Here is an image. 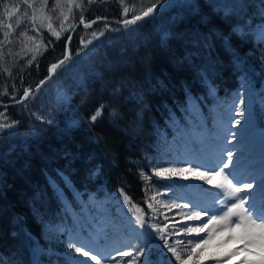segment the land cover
<instances>
[{"label":"trees","instance_id":"1","mask_svg":"<svg viewBox=\"0 0 264 264\" xmlns=\"http://www.w3.org/2000/svg\"><path fill=\"white\" fill-rule=\"evenodd\" d=\"M18 2L22 9L19 17L9 18L15 31L10 37L14 42L7 47L13 55L22 47L16 36L25 30L37 41L42 38L45 45L51 39L52 46L30 67L18 57V65L12 66V57L5 56L12 76L0 72V93L5 87L9 93L0 95V102L13 101V94L15 99L21 98L25 89L45 79L50 64L62 58L69 34L57 40L46 28L34 33L23 15L27 10L30 16L31 10ZM53 2L48 0L45 13L55 22L59 10L51 11ZM40 3L35 0L34 7L38 9ZM84 3L85 21L106 17L111 27L120 31L105 32L88 46L87 55L81 52L77 56L82 47L78 36L103 28L104 20L86 30L78 25L67 45L73 55L68 70L61 74L58 69L34 101L31 97L25 101L27 107L16 103L0 107L9 121H18L14 128L0 132V255L10 264H72L71 259L79 254L69 243L80 246L76 234L88 232L93 226L91 219L103 214L113 222L106 227L109 234L124 233L130 223L123 221L111 204L105 208L106 198L116 195L123 200L119 192L123 189L146 212L145 181L139 173L151 175L153 167L172 162L184 137L192 136L190 127L196 119L190 115L188 101L210 123L213 106L226 114V103L236 101L241 77L254 71L264 73V39L257 34L264 24L260 16L264 0H245L250 6L242 19L225 18L223 10L213 7L235 0H173L127 30L116 23L123 19L119 0ZM4 4L14 5V1L0 0V20L8 23ZM73 11L77 23L79 9ZM18 18L21 22L16 28ZM245 22L251 31H233ZM2 32L0 27V39ZM101 106L102 115L92 122L90 117ZM113 112L119 114L118 119L112 118ZM72 122L77 126L69 127ZM257 124L264 126V118L259 117ZM151 183L161 191H165L161 186L168 184L159 177H153ZM172 191L173 187L164 198L172 199ZM122 208L131 218L128 206ZM160 212L163 215L157 213L149 220L167 224L166 232L173 224L177 229L184 224L174 209L162 208ZM186 235L177 231L169 243ZM123 237L127 245L123 250L139 245L136 236ZM154 243L162 242L157 239ZM156 253L161 252L153 250L151 258ZM211 256L215 254L208 250L192 249L188 264H208L203 259ZM130 260L127 257L126 261Z\"/></svg>","mask_w":264,"mask_h":264},{"label":"snow or ice","instance_id":"2","mask_svg":"<svg viewBox=\"0 0 264 264\" xmlns=\"http://www.w3.org/2000/svg\"><path fill=\"white\" fill-rule=\"evenodd\" d=\"M88 4L95 3L96 0H87ZM122 6L121 16L122 20L116 21L117 24L123 26L125 30L129 28L130 25H134L137 21L143 20L146 17H149L156 13L157 6L160 0H156L155 3H151L148 6L142 5L138 10L135 5L131 8L124 3V0H119ZM21 3L25 6L26 9L31 10V15H28L26 10L23 15L28 18L30 25V30L39 34L41 29L46 28L51 36L55 37L57 40L60 39L62 32H67L71 29L73 32L78 26L75 23L68 24L65 27V21L69 19L71 15L73 19L75 18L74 9H79V24L83 25L84 29L92 28L94 24H97L101 19L104 20L103 28L99 30H93L90 34L85 32L84 35L78 36V43L80 47L76 53L77 56L81 52H85L88 49V46L93 43V41H99L100 37L105 35V32L109 31H120V28L111 27L107 18L97 17L89 22L84 20V9L85 3L84 0H54L51 11L55 13L59 10L60 15L55 17V20L58 21V28L53 27V16L47 15L45 10L48 8V0H41L39 8L34 7L35 0H21ZM250 5L245 3V0H235V3L230 5H213L214 8H219L223 10L225 18L230 16L243 18L246 15V10ZM11 8V11L9 10ZM4 15L9 18L13 16L15 12L20 10L19 5H3ZM39 12V16L37 15ZM129 12H132L133 15L131 18H127ZM67 13V14H66ZM260 16L264 19V11L260 12ZM39 21V23H37ZM20 20L17 19L15 27L20 26ZM0 27L3 28V39H0V72L6 73L9 77L12 76V70L10 67L5 64V56L12 57L11 63L12 66L18 65L19 59H25V66L30 67L33 62L37 60L38 55H42L43 52L48 50L49 46H52L51 39L48 44H43L42 38L37 41L35 36H29L28 31H21L17 36L16 40L22 45L19 52L13 55L12 49L7 47L8 45L13 44V39L10 37L13 36L15 31L12 23H6L4 20H0ZM245 28L251 31V26L245 22L244 26L241 27L239 24L233 28V31L239 34H244ZM261 38L264 39V24L260 26ZM21 37L26 39H21ZM72 36L69 35L66 39L65 52L62 53V58L58 59L55 63H51L48 67V74L45 79L39 81L37 86L33 89L31 87L24 90L23 95L20 99H15L13 94V100L16 104L23 105L27 107L25 101L30 97L34 101L36 99V94L40 92L41 87L47 83V81L52 80L53 76L57 74V70H61V74L67 71V65H69L73 60V55L70 48L67 47L71 43ZM32 42V46H28V42ZM95 45L94 47H98ZM7 48V52L5 49ZM29 53H31L29 57ZM87 55V52H85ZM27 57V59H26ZM264 59V58H262ZM39 65L37 64V67ZM204 76L203 73H201ZM207 79L206 76H204ZM15 88V84H13ZM0 95H9L7 87H5L3 93ZM244 99H239V104L241 105L240 115H243L244 109ZM103 106L101 109H98L94 115L90 117L92 122H95L98 117L102 115ZM32 115H36L32 113ZM113 119H118L119 114L117 112L111 113ZM37 119L43 120L42 116H36ZM48 124L52 123V120L46 121ZM18 121H9L8 118L4 115L3 112H0V132H4L6 129H11L16 126ZM239 124V120L236 121ZM76 122H72L69 127H76ZM233 138H235V133H231ZM232 151L224 152L223 150L220 153V162L209 168L207 171L202 170L203 165L192 167L191 162H187L186 167H178L173 164L168 167H153L151 175L149 173L141 171L139 173L140 178L145 181V194L146 199L144 203L147 205L148 209L151 210L150 213H145L144 209L136 204L130 196H128L123 189H120V195L123 197L122 205L128 206V211L131 212L132 217L129 219V223L132 226V231L137 234V238L147 237L145 242L142 245L131 244L128 250H117V255L121 257H132V260L125 261L124 264H153L152 261V252L153 250H158L161 254L166 255V253H171L170 257H167V261H161L160 264H188V258L191 256L192 249L206 246L208 242L213 238L217 233L230 231L236 232L239 230V235H233L229 237L230 240L239 239L243 242V248L237 249L235 255L241 251L249 252L252 256H259L258 260H250L245 258L242 261V264H264V180L261 181L258 192L249 191L252 187V179L243 180L240 179L235 170L229 169V166L232 164ZM226 157V159H225ZM229 169V171H225ZM192 173L195 179L204 181L206 184L213 185L219 191L216 193L217 199L214 201L215 204H218L222 207L215 208L214 210L207 207L201 206L199 204H190V203H180L179 197L177 199H165V192L172 189V185H162L165 191H161L155 185L151 183L153 177H159L161 179H168L175 176H180L185 179L188 178V173ZM218 181V182H217ZM151 192L149 196L148 193ZM219 197H223L220 199ZM251 200V203L249 202ZM171 210L174 208L181 209L180 213L186 220L192 221H203L202 223L192 226L190 224L184 223L179 226L173 224L172 230L166 232L168 225L164 224L161 226L160 223H149L146 219V215H151L153 219L156 218L157 213L163 215L160 212V209ZM211 212V214H209ZM207 217V220L204 218ZM134 218V219H133ZM165 220H168V217L164 216ZM209 224H212V227L209 228ZM147 225V228L145 227ZM144 231H141V230ZM207 230V235H201ZM178 232H182L191 236L195 233L196 238L194 239H183L175 240L172 243H169V238L174 236ZM161 241L162 243H154L156 240ZM69 247L75 250V253L81 254L82 257L89 258L85 261H78L77 264H91L92 261L95 264H105V260L109 264H118L116 262V256L111 255V253L102 250L99 245L95 249H92L88 244L80 242V246H77V243H69ZM253 248H260L262 251L260 253L252 252ZM88 249V250H86ZM166 250V253L163 251ZM203 251V248H201ZM95 252V254H93ZM135 252V255H133ZM188 253L186 257L184 253ZM140 257H144L143 261L140 260ZM229 258H231L229 256ZM210 259L215 260L216 264H223V261L218 259L216 256H211ZM0 264H10V262L3 256L0 255Z\"/></svg>","mask_w":264,"mask_h":264},{"label":"rangeland","instance_id":"3","mask_svg":"<svg viewBox=\"0 0 264 264\" xmlns=\"http://www.w3.org/2000/svg\"><path fill=\"white\" fill-rule=\"evenodd\" d=\"M14 5H19L18 0H13ZM173 0H160L157 9L159 6L170 3ZM130 2V3H129ZM156 0H128L127 5L131 8L133 5L139 10L142 5L148 6L151 3H155ZM148 4V5H147ZM20 7V5H19ZM11 11V8L9 9ZM22 9L13 14V18L19 17ZM67 14V13H66ZM133 14L129 12L128 15ZM60 12L55 15L59 16ZM131 18V17H130ZM19 19V18H18ZM17 20V19H16ZM7 21L9 20L7 16ZM56 22V23H55ZM53 24L58 28V21L55 20ZM89 22V21H85ZM65 27L70 23H74L73 17L70 15L69 19L64 22ZM76 24V23H75ZM80 25V24H78ZM83 28V25H80ZM54 27V26H53ZM84 29V28H83ZM86 30V29H84ZM71 29L67 32L70 33ZM35 33V32H34ZM66 32H62L61 35ZM258 35H261L260 27L258 29ZM69 36V34H68ZM242 88L237 93L235 102L226 103V114L220 113L215 106L212 107V116L209 117L210 123L202 119L199 113L196 111L194 103L188 101L187 107L196 120L191 124L190 132H192L191 137H184V141L178 147L177 154L174 160L170 163H166L162 167H168L170 165H177L178 167H186L187 162H191L192 167H197L203 165L202 170L207 171L209 168L216 166L220 162V153L223 150L224 152L232 151V164L229 166V169L235 170L237 176L243 180L252 179V187L249 191L258 192V187L262 180H264V138H261L264 134V126L258 125L257 122L260 118H264V73L263 72H250L246 77H241ZM244 99L243 105V115L241 116L240 110L241 105L239 104V99ZM239 117L242 123H234L233 120ZM191 121V122H192ZM194 124V125H193ZM245 129L249 128V131L246 133L245 137L238 136L233 129ZM235 133V138L231 135ZM253 138L252 142H249L248 145L242 144L238 145L237 141L247 140ZM251 148L250 150H248ZM226 159V157H225ZM226 169L225 171H229ZM168 182V185H172L173 191L171 192V198L177 199L178 197L180 203H190V204H199L202 207L207 206L211 209L222 207L218 204H215L214 201L217 199L216 193L219 189H216L213 185L206 184L204 181L197 180L194 178L192 173H188V178L185 179L180 176L171 177L168 179H163ZM218 182V181H217ZM112 198H106L104 204L105 208L109 207L111 204L115 207V210L123 217V221L129 223L130 217L125 214V211L122 208V199L116 195H112ZM222 199L223 197H219ZM251 203V200H249ZM151 210L148 209L146 205V212L150 213ZM181 209L174 208V213H180ZM211 214V212L209 213ZM181 216V215H180ZM151 215H146L145 219L149 223L152 222V219L149 220ZM207 220V217L204 218ZM93 226L89 228L88 232L77 233V241L80 245V242L88 244L92 249H95L97 245L100 246L102 250H105L111 255L116 256V262L118 264H124L127 260V257H121L117 255V250H123L124 247V234L128 237L136 236L137 234L132 231V226L128 224L124 233L119 232L118 235L109 234L106 231V227L111 225L113 222L108 219L107 216L101 215L99 218L91 219ZM183 223L190 224L192 226L198 225L203 221H192L186 220L182 216L180 218ZM98 221V222H97ZM105 222V224H104ZM147 228V225L145 226ZM212 227V224H209V228ZM141 231H144L143 229ZM207 230L201 235H207ZM239 235V230L236 232L224 231L217 233L213 238L208 242L206 246H201L203 251H209V253H214L215 256L223 261V264H242V261L245 258L250 260H258L259 256H252L249 252L241 251L235 255H232L236 252L237 249L243 248V242L239 239L230 240L229 237ZM187 239L196 238L195 233L191 236L186 235ZM147 237H142L136 239L139 240V245H142ZM88 250V249H86ZM252 252L260 253L262 250L260 248H253ZM95 254V252H93ZM135 255V253H133ZM171 253H166L163 255L161 253H156L155 257L152 258L153 264L160 263L161 261L167 260V257H170ZM229 256L231 258H229ZM132 257H128L130 260ZM87 257H82L79 254L77 259H71L72 264H77L78 261L88 260ZM203 262L212 264L216 262L209 258L203 259ZM91 264H95L94 261ZM105 264H109L105 260Z\"/></svg>","mask_w":264,"mask_h":264},{"label":"bare ground","instance_id":"4","mask_svg":"<svg viewBox=\"0 0 264 264\" xmlns=\"http://www.w3.org/2000/svg\"><path fill=\"white\" fill-rule=\"evenodd\" d=\"M237 120H239V123H242V121H241V119H240L239 117H236V118L233 120V122L236 123ZM233 131H234L235 133H237L238 136H240V137H245V136H246V133L249 131V128H245V129H238V128H237V129H233ZM261 138H264V134L262 135ZM252 139H253V138H249V139H247V140H239V141H237V144H238V145H242V144L248 145L249 142H252ZM250 149H251V148H249L248 150H250Z\"/></svg>","mask_w":264,"mask_h":264},{"label":"water","instance_id":"5","mask_svg":"<svg viewBox=\"0 0 264 264\" xmlns=\"http://www.w3.org/2000/svg\"><path fill=\"white\" fill-rule=\"evenodd\" d=\"M79 24V21L76 23V25H78ZM77 28V27H76ZM75 28V29H76ZM72 33H73V31L71 30L70 31V33H69V35H72ZM37 86V85H36ZM31 88H35V87H31ZM22 97V96H21ZM20 99V98H19ZM18 100V99H17ZM12 104H15V102H14V100L13 101H5V102H0V107H2V106H9V105H12Z\"/></svg>","mask_w":264,"mask_h":264}]
</instances>
